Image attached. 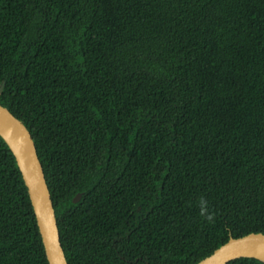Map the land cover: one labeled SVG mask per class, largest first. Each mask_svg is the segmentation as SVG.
Listing matches in <instances>:
<instances>
[{"label": "trees", "instance_id": "obj_1", "mask_svg": "<svg viewBox=\"0 0 264 264\" xmlns=\"http://www.w3.org/2000/svg\"><path fill=\"white\" fill-rule=\"evenodd\" d=\"M4 81L69 264H196L264 232V0H0ZM0 264H49L1 133Z\"/></svg>", "mask_w": 264, "mask_h": 264}, {"label": "water", "instance_id": "obj_2", "mask_svg": "<svg viewBox=\"0 0 264 264\" xmlns=\"http://www.w3.org/2000/svg\"><path fill=\"white\" fill-rule=\"evenodd\" d=\"M5 81L0 87L3 91ZM0 133L13 149L36 216L49 264H69L60 239L51 192L38 156L34 137L21 117L0 102ZM82 192L73 197L78 201ZM264 232H249L231 236L212 253L196 264H226L241 256H255L264 260Z\"/></svg>", "mask_w": 264, "mask_h": 264}, {"label": "clouds", "instance_id": "obj_3", "mask_svg": "<svg viewBox=\"0 0 264 264\" xmlns=\"http://www.w3.org/2000/svg\"><path fill=\"white\" fill-rule=\"evenodd\" d=\"M205 203H206V202H203V201H202V205L205 204ZM201 213H202V214H205V213H206V208L203 207V206H202V208H201ZM206 218L209 219V220H211L213 217H212L211 215H208Z\"/></svg>", "mask_w": 264, "mask_h": 264}, {"label": "bare ground", "instance_id": "obj_4", "mask_svg": "<svg viewBox=\"0 0 264 264\" xmlns=\"http://www.w3.org/2000/svg\"><path fill=\"white\" fill-rule=\"evenodd\" d=\"M262 254V256L264 257V253H261Z\"/></svg>", "mask_w": 264, "mask_h": 264}]
</instances>
